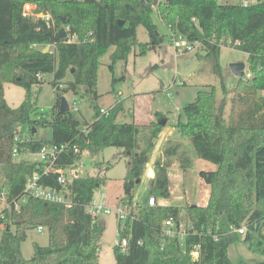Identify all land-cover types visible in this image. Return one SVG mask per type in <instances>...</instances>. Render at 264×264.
Returning a JSON list of instances; mask_svg holds the SVG:
<instances>
[{
    "label": "trees",
    "instance_id": "1",
    "mask_svg": "<svg viewBox=\"0 0 264 264\" xmlns=\"http://www.w3.org/2000/svg\"><path fill=\"white\" fill-rule=\"evenodd\" d=\"M27 2L35 4L34 11L50 13L53 24L24 15L23 5ZM156 2L0 0V194L4 192L8 205L0 211V264H101L98 240L104 224L99 225L100 221L87 213L86 205L95 190L105 184L104 177L74 176L68 185L73 201L70 206L28 198L18 209L14 208V202L23 195L26 177L41 172V168L36 162L14 157L13 148L17 146L20 155L23 147L32 153L48 144L70 147L55 161L56 167H67L78 158L73 146L90 153L117 147L128 157L119 203L135 210L136 217L118 220V239L126 238L128 246L124 252L113 246L116 264H233L227 249L236 241L262 255V260L254 264H264V96L257 94L264 90V3L260 0L246 6L226 0H159L160 21L189 40L200 41L195 54L220 77L223 96L216 97L214 85L198 89L194 100L183 107L185 121L176 124L189 139L194 156L214 167L198 172L209 187L203 205L157 202L153 206L132 207L134 188L164 124L117 122V115L124 110L119 100L100 111L96 104L97 70L101 55L110 46H115L112 61L127 59L136 46L144 53L146 46L136 37L139 25L146 29L153 45L158 43L151 17V6ZM65 27L69 28L68 34L76 36L75 41L59 38V30ZM229 41H238L234 48L247 54L250 77L243 70L236 85L227 89L221 77L219 52L222 45L229 46ZM46 45L52 49L43 52ZM45 73L52 74L51 85L56 92L49 121L42 113L31 117L37 110L33 88L40 90ZM67 74L70 79L65 80ZM5 83L24 88L25 97L18 106L12 107L5 100ZM78 87L91 94L94 107L93 121L85 123V129L74 118L69 104V111L59 110L63 93L77 91ZM231 93L234 96L226 118V95ZM160 114L163 113L155 112L156 116ZM46 123L51 127L50 139L14 141L22 125L35 132V126ZM175 146L165 147L164 156L156 160L155 177L147 188L148 195L156 199L157 194H170L168 170L176 157L183 171L191 165L192 159L183 152L179 155ZM97 168H101L100 163ZM40 182L58 187L53 173L42 175ZM167 218L185 220L197 233L191 229L184 242L176 236L164 238L161 229ZM242 225L246 231L240 238L232 228ZM39 226L46 228L48 243L43 246L34 242L33 255L27 259L21 253V243L29 230ZM195 243L199 245L197 259L190 255ZM236 264L251 263L239 260Z\"/></svg>",
    "mask_w": 264,
    "mask_h": 264
},
{
    "label": "rangeland",
    "instance_id": "2",
    "mask_svg": "<svg viewBox=\"0 0 264 264\" xmlns=\"http://www.w3.org/2000/svg\"><path fill=\"white\" fill-rule=\"evenodd\" d=\"M228 3H238L241 0H226ZM257 1V0H252ZM264 2V0H260ZM28 3V2H27ZM30 3L34 9L35 4ZM156 25L155 35L158 43L153 45L152 38L146 29L139 25L136 28V37L139 43L144 44L145 51L141 53L140 46L134 47L128 53L127 59H116L112 61L111 55L115 46H110L100 57L97 70L96 91L99 97L96 104L101 109H107L117 100L121 101L123 112L117 115L119 123L132 122L141 126H151L154 122L165 120L164 126L157 136L155 144L149 151V166L155 170V159L164 156V148L176 145L177 153L188 155L192 161L190 167L183 171L178 165L177 157L168 170L169 189L168 197L157 194V201L164 204L183 206L187 203L203 205L209 195L208 185L199 178L201 169H212L213 164L194 156V149L187 137H185L176 124L179 120L185 121L183 107L192 102L198 89L214 85L217 98L223 96L220 77L212 72L210 64L194 52L184 55H175V49L169 37L167 27L160 21L155 10L151 14ZM153 47H150L152 46ZM41 48V47H39ZM49 49H52L50 47ZM247 54L233 46L222 45L219 52V63L221 77L227 89L236 85L238 77L231 71L230 64L242 62L244 72L247 71ZM189 60V63H186ZM52 74L45 73L42 76V84L39 91L34 87L37 95V110L31 115L35 118L42 113L44 118L50 120V109L56 97L51 81ZM70 79L67 74L65 80ZM259 96H264V90H259ZM68 104L72 108L74 118L80 121V127L85 129V123L93 121L94 107L92 96L82 87L77 91L69 90L63 93ZM233 93L227 94L228 105L225 110L227 118L230 111V101ZM25 97L23 87L13 83L4 84V98L12 106H18ZM133 112V116L131 114ZM155 112H160L158 116ZM144 123V124H141ZM19 131L27 138L48 140L51 137V127L48 123L35 126L32 132L28 125H22ZM145 132V131H144ZM33 135L30 136V135ZM143 132L141 133V136ZM30 136V137H29ZM25 159L36 162L35 153L22 148L19 155ZM174 158V157H173ZM80 164L77 168L79 176L100 175L105 178V184L97 188L92 200L112 207H119L123 194L122 182L127 171L128 157L124 155L122 148L106 147L97 153L84 152L80 155ZM100 163L101 168H97ZM149 166L144 168L140 182L136 184L133 192V204L143 205L148 196L147 188L150 179L146 172ZM102 193L106 198H102ZM98 220L102 221L103 231L99 237V261L101 264H116L113 254V246L118 239V217L112 211L109 214L101 213ZM3 227L0 225V235ZM47 245L48 233L46 228L39 231L37 228L27 232L26 239L21 243V253L25 258L33 255V243ZM228 255L233 264L239 260L254 264L262 260V255L249 251L247 245L242 241H236L228 246Z\"/></svg>",
    "mask_w": 264,
    "mask_h": 264
},
{
    "label": "built area",
    "instance_id": "3",
    "mask_svg": "<svg viewBox=\"0 0 264 264\" xmlns=\"http://www.w3.org/2000/svg\"><path fill=\"white\" fill-rule=\"evenodd\" d=\"M252 0H241L240 3L244 6L252 3ZM158 3L152 4V9L155 10L158 16ZM35 9V7H34ZM32 7H30V3H25L23 5V14L26 16H31L34 18H42L47 25L53 24V19L50 13H44L42 11H34ZM169 31V37L172 41L173 47L175 49V55H184L191 52H196L201 43L198 40H189L186 36H183L178 31H174L171 28H167ZM66 33V38L68 41H75L76 36L68 34L67 31L69 30L68 27L64 28ZM229 46L237 47L239 42L231 43L229 41ZM246 77H250V72H245ZM100 111H105V109H101ZM27 139V136L22 133H16L14 136V141L16 142H23ZM70 149L68 144L56 145V144H48L43 145L38 151L33 152L35 153L37 160V166L41 168V172L33 173L26 177L25 185L23 188V195L14 202V208L18 209L21 203H25L28 198H36L47 202L58 203L65 206H70L72 204V195L68 188L71 179L74 176H78L77 168L80 164H82L80 160V155L86 150H79L77 146L72 147V151L77 154L78 158L69 166L67 167H56L55 161L60 157V155L68 151ZM12 155L14 157L19 156L18 147L15 146L12 150ZM49 173H53L56 175V182L58 187H50L48 185H44L40 182V178L42 175H46ZM146 176L148 179H153L155 177V172L153 168H150L146 172ZM1 199H0V211L1 207H7V203L4 201V192H1ZM102 198L105 199L106 195L102 193ZM2 200V201H1ZM157 199L154 195H148L145 200V205L153 206L157 203ZM3 205V206H2ZM137 205L132 203V207L136 208ZM86 211L90 214L93 218L98 219V216L101 213L109 214L112 211L115 212L118 220H125L128 217L134 218L136 217L135 210H131L127 206H119V207H112L102 203H95L93 200L86 205ZM2 227L3 225L0 224ZM39 231L43 230L44 227L39 226L37 227ZM192 229V233L196 234L197 231L193 230V225L185 220H180L178 222L174 221L172 218H167L164 220L161 234L164 238H170L173 236L178 237L181 242H184V238L190 233ZM233 232H236L240 238H243L246 228L244 225L240 226L239 228H232ZM137 243H141L140 240ZM115 245L120 248L122 252H124L128 246V240L126 238L116 239ZM199 245L194 244V247L190 248V255L193 259L198 258Z\"/></svg>",
    "mask_w": 264,
    "mask_h": 264
},
{
    "label": "water",
    "instance_id": "4",
    "mask_svg": "<svg viewBox=\"0 0 264 264\" xmlns=\"http://www.w3.org/2000/svg\"><path fill=\"white\" fill-rule=\"evenodd\" d=\"M224 2H225V0H221V3H224ZM118 24L121 25L122 24V21H119ZM58 36H59V38H65L66 37V33H65V30L63 28H61L59 30V35ZM48 49H49V45H46L43 48V52L48 51ZM230 68H231L232 73L238 77V76H241L242 73H243L244 64L242 62L231 63L230 64ZM59 110L61 112H67V111H69L68 102H67V100H66V98L64 96H61V98H60ZM160 123L161 124H164L165 123V120H161ZM192 205L195 206V204H192ZM101 224H102V221L99 222V225H101Z\"/></svg>",
    "mask_w": 264,
    "mask_h": 264
},
{
    "label": "crops",
    "instance_id": "5",
    "mask_svg": "<svg viewBox=\"0 0 264 264\" xmlns=\"http://www.w3.org/2000/svg\"><path fill=\"white\" fill-rule=\"evenodd\" d=\"M37 47H40V46H37ZM49 48H50V46H49ZM49 50V49H48ZM190 61L189 60H186V63H189ZM133 113V112H132ZM156 160H157V158L154 160L155 161V163H156ZM146 166H149V162H147V164L145 165V167ZM214 167V166H213ZM148 169H150V166H149V168ZM2 227V226H1Z\"/></svg>",
    "mask_w": 264,
    "mask_h": 264
}]
</instances>
